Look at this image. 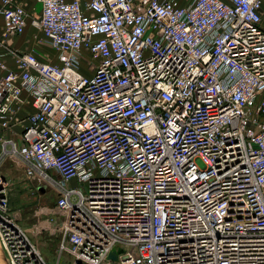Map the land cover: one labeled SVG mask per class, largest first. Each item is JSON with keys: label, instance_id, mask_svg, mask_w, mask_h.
Returning a JSON list of instances; mask_svg holds the SVG:
<instances>
[{"label": "built area", "instance_id": "1", "mask_svg": "<svg viewBox=\"0 0 264 264\" xmlns=\"http://www.w3.org/2000/svg\"><path fill=\"white\" fill-rule=\"evenodd\" d=\"M38 2L54 62L11 49L29 14L0 6V155L57 190V264H264V0ZM7 183L9 264H50L9 217Z\"/></svg>", "mask_w": 264, "mask_h": 264}, {"label": "rangeland", "instance_id": "2", "mask_svg": "<svg viewBox=\"0 0 264 264\" xmlns=\"http://www.w3.org/2000/svg\"><path fill=\"white\" fill-rule=\"evenodd\" d=\"M14 156L22 163V169L16 171L12 166L7 169V174L1 173L8 181L9 217L24 231L48 263L57 264L60 254L59 245L63 238L62 216L56 205L58 192L47 182L28 178L24 173L23 162L17 155ZM18 161L15 160L16 163ZM37 185L42 188H36ZM50 190H53L55 195H52ZM61 255L60 264H72L68 253L61 252Z\"/></svg>", "mask_w": 264, "mask_h": 264}, {"label": "crops", "instance_id": "3", "mask_svg": "<svg viewBox=\"0 0 264 264\" xmlns=\"http://www.w3.org/2000/svg\"><path fill=\"white\" fill-rule=\"evenodd\" d=\"M15 1L27 10L29 17L24 32L22 34L15 35L10 38L11 49L17 52H33L38 56L39 59L43 61H56V53H54V49L49 46L48 43H46L42 32L31 24L32 18L40 15L41 4L38 2V0ZM1 5L2 0H0V6ZM3 24V16L2 14H0V35L3 31ZM0 52H4L3 48L0 50ZM5 61L8 63L10 68L17 69L15 60L11 54H7L5 56ZM4 76L5 71L0 68V92L2 90L1 86ZM33 110L34 107L32 104V100L28 99L27 102L23 105V107L18 111L17 120L13 123V127L10 130L6 131L5 137L16 143H19L21 140L23 125L27 122L28 114ZM15 160L18 161L13 154H8L4 157L0 155V173L7 174V169L11 168L12 166H14V169H16V171H20L22 169V163L20 161L16 163ZM50 191L52 195H55V192L53 190Z\"/></svg>", "mask_w": 264, "mask_h": 264}, {"label": "water", "instance_id": "4", "mask_svg": "<svg viewBox=\"0 0 264 264\" xmlns=\"http://www.w3.org/2000/svg\"><path fill=\"white\" fill-rule=\"evenodd\" d=\"M41 188H42V187H41ZM42 190H44V189H42ZM0 253H1V255H2V259L6 262V264H9L1 248H0ZM110 258H112V259H117V252L112 251V252L110 253Z\"/></svg>", "mask_w": 264, "mask_h": 264}, {"label": "bare ground", "instance_id": "5", "mask_svg": "<svg viewBox=\"0 0 264 264\" xmlns=\"http://www.w3.org/2000/svg\"><path fill=\"white\" fill-rule=\"evenodd\" d=\"M2 251H3V248L1 247ZM39 250V249H38ZM40 251V250H39ZM4 253V251H3ZM5 255V254H4ZM6 257V256H5ZM7 259V258H6ZM8 261V260H7ZM9 263V262H8ZM0 264H6V262L2 259V255L0 253Z\"/></svg>", "mask_w": 264, "mask_h": 264}]
</instances>
